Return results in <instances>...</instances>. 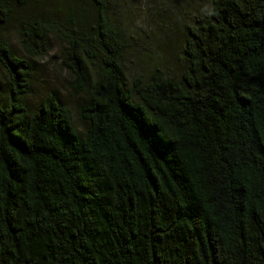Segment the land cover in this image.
<instances>
[{"label": "trees", "instance_id": "16d2710c", "mask_svg": "<svg viewBox=\"0 0 264 264\" xmlns=\"http://www.w3.org/2000/svg\"><path fill=\"white\" fill-rule=\"evenodd\" d=\"M47 2L0 0V264H264V0H211L179 77L131 81L106 0ZM52 37L80 128L26 103Z\"/></svg>", "mask_w": 264, "mask_h": 264}, {"label": "rangeland", "instance_id": "374dc122", "mask_svg": "<svg viewBox=\"0 0 264 264\" xmlns=\"http://www.w3.org/2000/svg\"><path fill=\"white\" fill-rule=\"evenodd\" d=\"M106 2L111 24L124 44V67L126 76L131 81L137 76L147 78L156 69L164 76L175 79L179 77L184 68L183 44L187 26L195 24L196 19L208 13L211 0ZM94 10L91 5L83 4L80 13L84 18H90L95 13ZM8 38L13 50L19 54L12 28L8 31ZM61 51L62 45L52 37L50 52L43 58L32 61L33 94L26 99V103L29 106L36 105L49 92H57L71 111L76 126L80 128L82 124L77 119L76 112L84 96L70 92L69 77L61 65ZM19 55L24 57L21 53ZM8 88L6 73L0 67L2 101L9 97Z\"/></svg>", "mask_w": 264, "mask_h": 264}]
</instances>
